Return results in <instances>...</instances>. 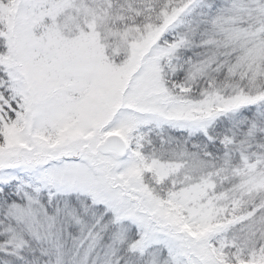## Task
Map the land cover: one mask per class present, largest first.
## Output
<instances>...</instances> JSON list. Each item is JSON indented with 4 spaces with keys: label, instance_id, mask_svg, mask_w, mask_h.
Segmentation results:
<instances>
[{
    "label": "snow or ice",
    "instance_id": "obj_1",
    "mask_svg": "<svg viewBox=\"0 0 264 264\" xmlns=\"http://www.w3.org/2000/svg\"><path fill=\"white\" fill-rule=\"evenodd\" d=\"M0 264H264V0H0Z\"/></svg>",
    "mask_w": 264,
    "mask_h": 264
}]
</instances>
